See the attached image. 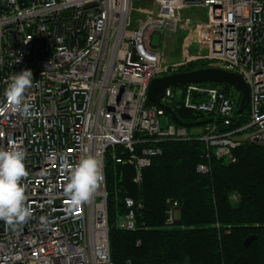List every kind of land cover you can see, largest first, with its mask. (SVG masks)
Instances as JSON below:
<instances>
[{"label": "built area", "instance_id": "2783aa9c", "mask_svg": "<svg viewBox=\"0 0 264 264\" xmlns=\"http://www.w3.org/2000/svg\"><path fill=\"white\" fill-rule=\"evenodd\" d=\"M24 1L0 0V148L18 141L27 152L22 183L33 218L16 231L0 220V264H113L107 163L131 167L138 185L165 141H201L207 163L233 162L246 144L264 148V0H154L150 11L135 9L132 0ZM192 8L206 9V20L183 18ZM132 11L142 16L135 26ZM177 32L184 33L181 58L165 63L162 37ZM194 63L240 75L246 108L237 113L234 98L206 83L166 89L162 106L148 100L152 80ZM23 70L33 73L25 95L35 115L28 118L5 96L11 77ZM163 107L203 114L204 123L184 122L189 130L169 119L163 125ZM62 155L72 165L85 155L101 159L104 180L90 203L70 207ZM196 170L210 172L208 164ZM123 202L116 225L134 231L143 205L128 196ZM166 205L172 224L179 204L167 199Z\"/></svg>", "mask_w": 264, "mask_h": 264}, {"label": "trees", "instance_id": "16d2710c", "mask_svg": "<svg viewBox=\"0 0 264 264\" xmlns=\"http://www.w3.org/2000/svg\"><path fill=\"white\" fill-rule=\"evenodd\" d=\"M204 67L194 63L185 71ZM205 85L234 98L229 86ZM235 101L237 107L239 99ZM174 109L181 121L192 127L203 125V114ZM158 146L162 154L144 169L138 185L131 167L107 163L112 263L264 264V148L246 144L235 151L233 162L213 158L207 163L199 140L165 141ZM199 164H208L210 172L198 173ZM127 196L143 205L134 231L116 225L126 212ZM167 199L179 204L172 224L166 222ZM249 237L255 239L246 246Z\"/></svg>", "mask_w": 264, "mask_h": 264}, {"label": "clouds", "instance_id": "9594fccd", "mask_svg": "<svg viewBox=\"0 0 264 264\" xmlns=\"http://www.w3.org/2000/svg\"><path fill=\"white\" fill-rule=\"evenodd\" d=\"M32 86V71L23 70L11 77L5 90V96L13 111L26 118L35 115L34 104L25 95ZM26 156L22 142L9 141L7 150L0 148V220L13 231L33 218V209L27 203V185L22 183L29 175L25 164ZM61 167L69 171L64 193L69 199L70 207L78 208L90 203L104 180L101 159L94 155H85L78 164L72 165L62 155ZM39 222L44 227L51 223L46 216L39 217Z\"/></svg>", "mask_w": 264, "mask_h": 264}, {"label": "water", "instance_id": "95a60500", "mask_svg": "<svg viewBox=\"0 0 264 264\" xmlns=\"http://www.w3.org/2000/svg\"><path fill=\"white\" fill-rule=\"evenodd\" d=\"M20 4L24 5V0H19ZM216 83L226 85L239 93V102L237 113H241L248 104L249 92L248 87L240 75L229 73L218 68H198L191 71L179 72L168 76H163L152 80L147 89L148 100L158 106L161 105L166 89L176 86H184L187 84H205ZM165 113L171 120L181 126H189V124L182 122L175 111L170 107H163ZM255 237H249L245 245L249 246Z\"/></svg>", "mask_w": 264, "mask_h": 264}, {"label": "rangeland", "instance_id": "374dc122", "mask_svg": "<svg viewBox=\"0 0 264 264\" xmlns=\"http://www.w3.org/2000/svg\"><path fill=\"white\" fill-rule=\"evenodd\" d=\"M132 6L135 9H139V10H155V4H154V0H132ZM206 14H207V10L206 9H201V8H192V9H187L184 10L182 12V16L183 18H191L194 20H206ZM141 14H138L137 11H132V13L130 14V18H131V22L132 25L135 26L136 25V21L138 18H141ZM180 34V33H178ZM178 34H174V35H165L162 37V41L164 44H162L163 46V53H164V58L167 62H176L179 61L181 58V54H180V50H179V36ZM182 35V39L184 37V34L181 33ZM159 44V35H154L153 39H152V45L153 46H158ZM197 50V49H196ZM164 60V62H165ZM165 62V63H167ZM199 65L196 66L199 67ZM233 94V97L235 99H239V93L236 92L235 90L233 91V89H231ZM246 112V111H245ZM160 122L165 125L168 122V118L162 117L160 118ZM194 132H198L200 130L193 129ZM234 201H237V198H233Z\"/></svg>", "mask_w": 264, "mask_h": 264}, {"label": "crops", "instance_id": "0c3cea01", "mask_svg": "<svg viewBox=\"0 0 264 264\" xmlns=\"http://www.w3.org/2000/svg\"><path fill=\"white\" fill-rule=\"evenodd\" d=\"M178 33H180V34H178ZM181 33L182 32H177V34H178V38H179V43H178V45H179V50H180V54H181V44H182V35H181ZM184 34V33H183ZM176 35V34H175ZM164 56V55H163ZM163 60H165V58L163 57ZM165 62H167L166 60H165ZM167 63H172V62H167Z\"/></svg>", "mask_w": 264, "mask_h": 264}]
</instances>
